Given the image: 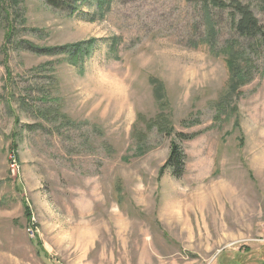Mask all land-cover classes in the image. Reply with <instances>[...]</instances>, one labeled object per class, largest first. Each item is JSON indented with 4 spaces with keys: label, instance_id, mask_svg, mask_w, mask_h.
I'll use <instances>...</instances> for the list:
<instances>
[{
    "label": "rangeland",
    "instance_id": "1",
    "mask_svg": "<svg viewBox=\"0 0 264 264\" xmlns=\"http://www.w3.org/2000/svg\"><path fill=\"white\" fill-rule=\"evenodd\" d=\"M101 10L0 0V264H263L260 37L196 0Z\"/></svg>",
    "mask_w": 264,
    "mask_h": 264
},
{
    "label": "trees",
    "instance_id": "2",
    "mask_svg": "<svg viewBox=\"0 0 264 264\" xmlns=\"http://www.w3.org/2000/svg\"><path fill=\"white\" fill-rule=\"evenodd\" d=\"M83 0H45V2L51 7H61L65 5L69 10V14H72L77 10L78 6ZM200 1L202 5L208 10L211 7L228 8L231 14V25L242 37H260L261 44L264 47V29L260 25L259 20L254 16L253 12L247 5L242 4L239 0H196ZM109 0H96V8L99 11L103 8L104 4H107ZM102 11V10H101ZM94 39L77 41L71 44H66L63 47H59L64 51L62 53L67 54L73 60L78 62L82 60L84 56L89 53L91 44ZM49 51L51 49H48ZM227 56L225 57V63L229 72L228 82L230 89L234 90L239 87L240 84L245 82V75L243 67L240 64V53L234 49L232 44L227 45ZM157 95H161V88H157ZM154 120H150L147 125L150 127ZM169 132V131H168ZM180 137L186 138L185 135L179 134ZM181 162V151L179 146L173 141L170 145V151L168 158L160 168L162 172L166 167L172 169L175 175L178 171V166Z\"/></svg>",
    "mask_w": 264,
    "mask_h": 264
},
{
    "label": "built area",
    "instance_id": "3",
    "mask_svg": "<svg viewBox=\"0 0 264 264\" xmlns=\"http://www.w3.org/2000/svg\"><path fill=\"white\" fill-rule=\"evenodd\" d=\"M29 232H31V235L34 234V231L32 229H29Z\"/></svg>",
    "mask_w": 264,
    "mask_h": 264
},
{
    "label": "water",
    "instance_id": "4",
    "mask_svg": "<svg viewBox=\"0 0 264 264\" xmlns=\"http://www.w3.org/2000/svg\"><path fill=\"white\" fill-rule=\"evenodd\" d=\"M264 264V263H263Z\"/></svg>",
    "mask_w": 264,
    "mask_h": 264
}]
</instances>
